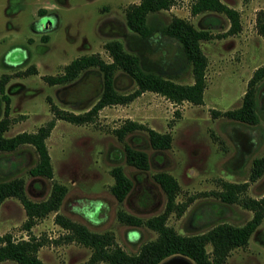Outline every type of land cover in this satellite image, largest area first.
<instances>
[{
	"label": "rangeland",
	"instance_id": "1",
	"mask_svg": "<svg viewBox=\"0 0 264 264\" xmlns=\"http://www.w3.org/2000/svg\"><path fill=\"white\" fill-rule=\"evenodd\" d=\"M138 1L0 0V76H10L5 90L10 96L12 117L6 135L35 131L47 123L53 117L49 101L74 112H83L95 102V84L77 93L76 84L65 87L43 78L44 74L61 73L73 57L97 52L109 61L104 42L118 39L128 51L139 55L146 69L190 83L191 64L177 42L163 33V27L177 15L210 31L211 38L200 41L208 60L202 103L174 102L145 90L130 102L103 106L86 123L55 119L46 138L53 166L51 178L28 172L36 158L31 145H22L19 154L0 152V177L22 176L25 191L33 200L45 199L53 181L65 184L67 191L57 211L92 231L110 232L114 242L129 253L156 238L157 231L143 223L119 220L118 211L142 219L162 212L166 194L154 178L158 171L171 173L179 182L176 202L185 209L182 213L178 209L170 212L167 223L183 234L204 231L219 221L241 225L253 215L245 200L264 195V171L254 180L249 176L253 158L264 153V78L257 83L263 109L258 110L256 125L218 113L241 104L253 70L264 63V38L256 28L257 16L264 13V0H222L239 11L241 29L235 33L227 31L230 21L225 14H192L193 0H174L170 7L148 14L153 33L146 38L129 29L125 20L127 6ZM32 66L35 72L25 71ZM89 76L95 80L94 72ZM115 86L129 92L136 84L117 69ZM4 104L0 94V117ZM126 119L170 132V147L153 148L145 129L119 139L115 129ZM125 144L147 152V169L126 161ZM5 155L13 158L12 163L3 162ZM116 164L133 183L122 200L110 191L114 182L110 169ZM226 182H245L233 202L221 198ZM54 214L50 211L37 219L28 231L23 228L27 216L22 203L15 196L6 197L0 204V234L10 233L15 240L29 238L30 234L40 239L43 243L37 255L42 264H79L86 260L91 248L67 239L68 231L55 222ZM206 248L210 251L212 245L207 243ZM0 264L18 263L4 260ZM223 264H264V216L247 243L233 247Z\"/></svg>",
	"mask_w": 264,
	"mask_h": 264
},
{
	"label": "trees",
	"instance_id": "2",
	"mask_svg": "<svg viewBox=\"0 0 264 264\" xmlns=\"http://www.w3.org/2000/svg\"><path fill=\"white\" fill-rule=\"evenodd\" d=\"M173 3L174 0H139L130 3L125 12L126 24L140 37H149L153 33V28L148 24V14L168 8ZM190 10L192 14L223 13L230 21L227 30L229 33H235L241 29L239 11L222 0H193ZM256 28L264 38V13L257 16ZM163 33L177 42L180 52L191 64L192 82H179L169 75L146 69L142 66L138 54L128 51L120 40L110 39L104 42V47L111 60L103 59L97 52L83 53L66 63L61 73L43 75L44 80L49 84L62 83L66 85L65 87L76 84L77 93L83 89L88 90L90 84H95L97 86L96 100L83 112H74L49 101L53 117L47 123L38 126L35 131L22 130L13 135L5 134L12 117L10 116V96L5 90L10 76L8 73H3L0 76V94L5 104L0 117V152L19 154L18 151L22 145H31L36 158L29 166L28 172L33 176L51 178L53 166L46 138L55 124V119H64L79 124L86 123L92 121L103 106L130 102L145 90L158 92L174 102L187 100L195 104L202 103L208 60L200 41L211 38L210 31L197 28L189 20L173 15L163 27ZM44 39H47V36H44ZM117 69H121L134 79L136 86L133 90L124 92L116 88L115 71ZM25 71L35 72V67H29ZM93 72L95 73L94 81L91 80L93 77L89 76V73ZM263 78L264 63L253 70L242 95L241 104L218 113L241 123L256 125L259 122L258 110L261 107L260 96L257 94V83ZM216 112L214 110V113ZM136 129L147 131L153 148L165 149L171 145L170 132H160L133 119H126L115 129V134L119 139H123L127 133ZM124 155L129 164L139 169H147L149 166L148 154L141 148L125 144ZM3 158V162L12 163L13 158L7 155ZM263 171L264 153L253 158L250 179H256ZM110 172L114 178L110 191L118 200H122L131 189L132 180L120 164L114 165ZM154 178L166 194V203L162 212L142 219L123 210L118 211L119 220L133 225L143 223L157 231L156 238L143 242L135 253H129L117 245L110 232L92 231L86 225L59 213L57 210L66 194L67 186L58 181L52 182L49 195L45 199L33 200L25 191V180L22 176L0 177V204L6 197H17L26 212L27 217L23 222V228L28 231L37 219L44 217L50 211H55V222L68 231L65 237L91 248L89 257L79 264H100L102 262L105 264H158L171 255H183L193 260L195 264H223L230 250L233 247L245 245L251 233L263 219L264 195L245 200L244 205L253 210V215L241 225L219 221L204 231L183 234L167 223L170 212L178 209V212L182 213L185 209V206H179L176 202V195L180 189L179 182L171 173L163 170L156 172ZM243 184L245 182L241 184L226 182L221 198L227 202L235 201L238 198L237 191ZM42 243L32 234L29 238L17 240L10 233L0 234V262L13 260L18 264H42L43 262L37 255V250ZM207 243L212 245L210 251L206 248Z\"/></svg>",
	"mask_w": 264,
	"mask_h": 264
},
{
	"label": "water",
	"instance_id": "3",
	"mask_svg": "<svg viewBox=\"0 0 264 264\" xmlns=\"http://www.w3.org/2000/svg\"><path fill=\"white\" fill-rule=\"evenodd\" d=\"M158 264H193V262L183 255H173L163 259Z\"/></svg>",
	"mask_w": 264,
	"mask_h": 264
}]
</instances>
